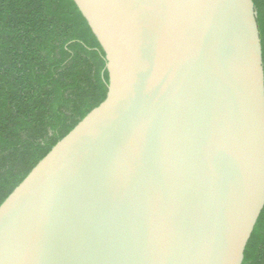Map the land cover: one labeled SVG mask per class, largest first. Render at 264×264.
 <instances>
[{"label":"water","instance_id":"1","mask_svg":"<svg viewBox=\"0 0 264 264\" xmlns=\"http://www.w3.org/2000/svg\"><path fill=\"white\" fill-rule=\"evenodd\" d=\"M107 95L0 204V264H242L264 208L252 0H72Z\"/></svg>","mask_w":264,"mask_h":264},{"label":"trees","instance_id":"2","mask_svg":"<svg viewBox=\"0 0 264 264\" xmlns=\"http://www.w3.org/2000/svg\"><path fill=\"white\" fill-rule=\"evenodd\" d=\"M264 73V0H252ZM105 54L72 0H0V204L107 95ZM242 264H264V208Z\"/></svg>","mask_w":264,"mask_h":264}]
</instances>
